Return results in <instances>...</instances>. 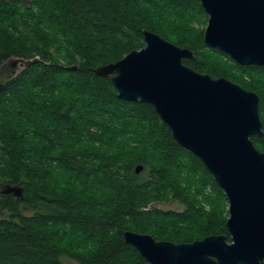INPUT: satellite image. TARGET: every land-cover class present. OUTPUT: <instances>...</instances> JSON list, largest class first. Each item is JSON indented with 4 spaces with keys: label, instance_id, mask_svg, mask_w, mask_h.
I'll return each mask as SVG.
<instances>
[{
    "label": "trees",
    "instance_id": "trees-1",
    "mask_svg": "<svg viewBox=\"0 0 264 264\" xmlns=\"http://www.w3.org/2000/svg\"><path fill=\"white\" fill-rule=\"evenodd\" d=\"M207 23L198 0H0V67L27 62L0 80V264H148L126 231L231 242L228 199L201 160L151 105L94 73L156 33L192 50L196 72L258 94L264 130V67L208 47ZM252 140L264 152V137ZM172 201L181 209L150 208Z\"/></svg>",
    "mask_w": 264,
    "mask_h": 264
},
{
    "label": "water",
    "instance_id": "water-1",
    "mask_svg": "<svg viewBox=\"0 0 264 264\" xmlns=\"http://www.w3.org/2000/svg\"><path fill=\"white\" fill-rule=\"evenodd\" d=\"M208 15L204 42L241 66L264 67V0H198ZM145 47L94 70L110 78L119 99L151 105L173 139L198 157L229 202L226 235L193 243L157 241L124 233L148 264H264V137L260 97L227 78L184 64L194 52L144 30ZM136 174L143 166L136 167ZM2 194L24 199V189Z\"/></svg>",
    "mask_w": 264,
    "mask_h": 264
},
{
    "label": "rangeland",
    "instance_id": "rangeland-1",
    "mask_svg": "<svg viewBox=\"0 0 264 264\" xmlns=\"http://www.w3.org/2000/svg\"><path fill=\"white\" fill-rule=\"evenodd\" d=\"M208 24V23H207ZM207 25L205 26L206 29ZM205 31V30H204ZM27 65L26 61H21L18 59H10L4 63L3 66L0 67V80H4L9 78L11 75H16L20 71H22ZM210 192V189H208ZM150 208L160 209L163 211H170V210H180L181 206L178 202L172 201L169 203H153ZM209 209L208 206H206Z\"/></svg>",
    "mask_w": 264,
    "mask_h": 264
}]
</instances>
